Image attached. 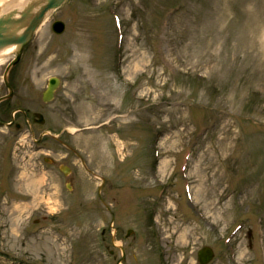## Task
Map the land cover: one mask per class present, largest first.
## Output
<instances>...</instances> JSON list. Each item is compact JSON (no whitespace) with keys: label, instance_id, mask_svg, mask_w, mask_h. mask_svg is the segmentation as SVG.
I'll list each match as a JSON object with an SVG mask.
<instances>
[{"label":"rangeland","instance_id":"374dc122","mask_svg":"<svg viewBox=\"0 0 264 264\" xmlns=\"http://www.w3.org/2000/svg\"><path fill=\"white\" fill-rule=\"evenodd\" d=\"M11 81L0 120L21 128L0 127V264H116L103 199L135 230L122 264H199L204 246L211 264H264V0H67ZM20 109L45 116L36 135ZM48 129L110 186L39 144ZM45 158L75 168L73 191L46 179Z\"/></svg>","mask_w":264,"mask_h":264},{"label":"water","instance_id":"95a60500","mask_svg":"<svg viewBox=\"0 0 264 264\" xmlns=\"http://www.w3.org/2000/svg\"><path fill=\"white\" fill-rule=\"evenodd\" d=\"M67 0H29L21 9H13L0 16V49L5 46L15 45L16 49L13 54L15 60L8 66L5 73V83L8 84V72L21 59L25 46L31 41L35 32L43 24L48 15L59 9ZM52 30L57 34H62L65 30V24L62 21H55ZM58 78H51L47 90L44 93V101H51L54 92L59 87ZM13 95L12 89L10 94L0 101L9 99ZM41 117V116H40ZM214 258V251L210 247L201 249L198 253L200 264H208Z\"/></svg>","mask_w":264,"mask_h":264},{"label":"flooded vegetation","instance_id":"af4514ba","mask_svg":"<svg viewBox=\"0 0 264 264\" xmlns=\"http://www.w3.org/2000/svg\"><path fill=\"white\" fill-rule=\"evenodd\" d=\"M22 115L26 118L27 122L30 124L31 134L36 135V130H35L34 126L38 125V127H39L41 125L39 123V117L37 116L38 113L30 114L29 111H25V113H23ZM0 122H2L3 124L8 123V122H4L2 120H0ZM13 127H17V126L11 125L9 128H13ZM17 128L20 129L21 127H17ZM62 137H63V135H60V137H56V136L52 135V133H50L48 130H43L41 138H39L37 140V142L39 144H46V146L44 145V147H48L49 144L45 143L46 138H51L53 140H56V143H59V145L61 147L67 148L72 154H74V156L79 161L78 163L80 164L82 172L89 175V176H92L93 178L100 179L102 189L106 190L107 185L110 186V184H109L110 183L109 182L110 177L97 176L96 172H94V170H92V167L89 165L88 161H86L82 157V155L79 154L77 152V150L71 146L70 143L63 140ZM50 147H52V146H50ZM58 154H60V153H58ZM65 158L68 159L69 155L65 156ZM45 163L48 165L44 169L45 175L47 176L46 179L48 181L51 180L52 182H54V181L62 182V180H63L64 182H66L65 184L68 185V187H67L68 189H71L72 191L74 190V183H75L77 172L74 170L75 168H73L72 165H70L67 162H57V161H53V160L51 161V160H49V158H45ZM67 183H69V184H67ZM108 190L110 191V187ZM154 201H155V199H154ZM149 202L150 203L152 202L151 198H150ZM148 203H147V207L149 205H151L150 203L149 204ZM153 204H155V203L153 202L152 205ZM103 205H104L105 211L108 215L107 221L104 225L103 232H102L103 244H112L115 247L114 249H119L122 252V249L123 250H125V249L123 248V246H118L117 244H128L126 239L128 237H131V236L135 237V232L132 231L134 229H128L127 234L124 235L123 234V231H124L123 225L125 224L124 210L122 211V209H120L119 211H117V209H115L114 206L111 205V202L108 199H103ZM150 213H151V209H150ZM123 236H125V238ZM107 248L109 250L110 256H113L114 259H116L114 249L110 245H108ZM122 256H123V254H122ZM122 256H121V258H122ZM118 260H117V262H118ZM124 260L126 261V251H125V259ZM117 262H116V264H117Z\"/></svg>","mask_w":264,"mask_h":264},{"label":"bare ground","instance_id":"6f19581e","mask_svg":"<svg viewBox=\"0 0 264 264\" xmlns=\"http://www.w3.org/2000/svg\"><path fill=\"white\" fill-rule=\"evenodd\" d=\"M28 1L29 0H0V16L2 14L11 11V10L7 11L10 8L12 10L13 8L17 10H21ZM15 49H16L15 45L5 46L2 49H0V67L6 62L7 58L13 55Z\"/></svg>","mask_w":264,"mask_h":264}]
</instances>
